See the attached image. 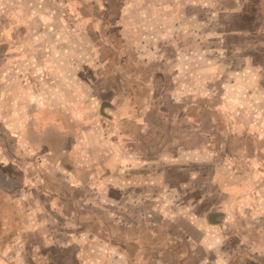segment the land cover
Wrapping results in <instances>:
<instances>
[{
  "label": "rangeland",
  "instance_id": "obj_1",
  "mask_svg": "<svg viewBox=\"0 0 264 264\" xmlns=\"http://www.w3.org/2000/svg\"><path fill=\"white\" fill-rule=\"evenodd\" d=\"M258 2L0 0V130L4 124L12 127V145L6 146L5 151L23 162L21 170L13 162L7 164L6 169L13 174L11 194L0 187V264H85L79 250H98L103 245L98 246L94 241L81 242V246L71 242L77 222L86 226L79 232L88 229L93 235L97 233L107 238L106 249L113 248L120 233L114 223L118 218L119 193L110 177L115 162L109 161L122 146L124 153H133L127 151L132 139L138 141L135 154L155 159L156 166L162 169L173 157L181 154L193 159L197 151L204 161L200 163L203 174L211 172L213 163L227 171L236 170V178L251 185L243 200L264 202V180L253 181L244 176L251 169L264 170V144L256 145L247 128L251 122L264 123V111L252 112L250 106L255 104L256 98H241L245 87L255 91L260 86L264 69L253 66L251 80L243 87L244 78L240 73L244 58L255 57L254 62L262 61L261 53L250 48L254 43L249 42V36L240 32L245 29L244 16L249 19L254 15L251 8L258 7ZM61 25L63 27L59 28ZM67 42L74 46L69 57L75 67L76 105L79 107L75 115L70 116L76 126L70 130V135L67 131L66 135L58 137L56 133L45 134L44 142L48 144L44 145L33 129L41 127V116L35 109L27 108L28 104L35 105L32 104L34 99L27 101L21 97V91L42 84L36 77L39 67L22 61L47 58L48 53L53 54V48L59 60L63 56L67 59L68 50L58 46ZM57 68L60 74L66 65ZM45 72L49 70L46 68ZM149 80L155 81L154 86L148 84ZM88 90L93 99L82 108L84 102L78 101L83 100L81 96ZM114 90L120 91L118 98L114 97ZM122 90L130 91V94L125 92L129 95L125 96L127 98L121 97ZM131 104L134 113L129 118H119ZM263 104L264 100L259 98L257 106ZM63 118L68 122L65 115ZM138 121L149 126L140 129ZM257 133L264 137V130ZM119 135L127 142L118 143ZM20 137L27 138L33 145H17L16 139ZM195 140L200 146H192ZM179 143L185 144L184 148L176 147ZM37 153L52 158L54 165L38 162ZM251 157L263 159L261 163H251ZM127 161L132 165V158ZM136 164L139 166L140 162ZM198 164L190 162L188 168L198 167ZM1 165L4 166L3 158ZM139 167L145 170L152 166ZM171 175V184L178 185L179 174L172 169ZM82 182L92 184L83 189L75 186ZM42 183L45 192L37 186ZM201 184L196 192L184 194L182 188L180 195L175 189L168 194L169 189L160 188L163 186L150 188V191L161 197L172 213L179 212V203L189 205L193 198L202 196L203 202L199 203L197 211L209 221V213H215L210 209L217 202L218 193L207 183L206 176ZM255 185L263 189L262 193L255 195ZM52 190L58 195L54 201L52 195L47 194ZM137 192L138 189L124 196L125 201L137 197ZM84 194L87 200L83 201L79 196ZM124 212L130 217L134 212V216L140 218L142 213L145 216L149 213L153 222L161 224L157 232L163 234L170 230L163 226L169 221L164 218V211L154 209L151 203L143 204L136 211L128 204ZM257 214L264 215V210H257ZM28 218H37V225H32ZM226 233L229 231L223 232ZM257 233L264 238V227L262 233ZM46 235L50 237L47 241ZM250 237L258 239L254 231ZM160 244L166 247L169 242ZM234 244L235 238L222 248L229 249ZM108 253L114 252L108 250ZM108 257L112 264L114 256L105 255L102 259V255L96 253L92 259L102 264L107 263ZM250 257L254 260L247 259L248 264H264V255L251 253Z\"/></svg>",
  "mask_w": 264,
  "mask_h": 264
},
{
  "label": "crops",
  "instance_id": "obj_2",
  "mask_svg": "<svg viewBox=\"0 0 264 264\" xmlns=\"http://www.w3.org/2000/svg\"><path fill=\"white\" fill-rule=\"evenodd\" d=\"M245 1L248 2V0ZM259 1L260 2L258 3L260 4L258 7L257 5H253L251 8V13H254V15L249 19L247 15L244 16L246 22L243 25V28L245 29L240 32L249 36V42L254 43V46H250V48H253L255 52L261 53L262 59H260L262 61L261 63L254 62L255 57L243 59L244 68L240 70V73L243 74L244 78V80H242V87L249 83L250 75L254 70L252 69L253 66L259 65L260 70L264 69V0ZM62 27V25L59 26V28ZM58 46H62L64 50H68V53H66L67 59L63 56L62 59L59 60L56 56V48H53V54L48 53L46 55L48 59L43 56L42 59H25L22 61L26 62L27 65L36 64V67H39L36 77L37 82H42V84L40 86L37 85L35 89L28 90L27 88L25 92L21 91V97L23 96L27 101L28 99H34V103L32 104L35 105L28 104L27 108L35 109L36 114L41 116V127L34 126L33 129L37 131L36 134L39 137L37 138L38 141L44 145L48 144V142H44L45 134L48 136L56 133L57 137L60 134L66 135V131L68 132L67 135L71 134L70 130L75 129L76 124L70 115H75L77 111L76 107H79L76 105L75 67L69 57L70 50L74 47L73 43H59ZM58 65H66L65 71H62L59 74V68H57ZM46 68L47 71L49 70L48 73L45 72ZM23 80L24 79H22L21 82ZM26 81L27 80H25V82ZM149 81H151V83H149ZM149 81V85H153V82H155L153 80ZM259 83L260 86L256 87L255 91L250 89L248 91L245 87L241 94V98H256L255 104L250 107L252 112L261 114L262 111H264V104L259 107L257 106V103H259V98L264 100V75L261 76ZM125 92L130 94V91L122 90L121 97L124 96V98H127L125 96H129ZM133 92L134 91L132 90L131 93ZM113 93L115 98H118L120 95V91L118 92V90H114ZM82 98L83 100H79L78 103L84 102L82 108H85L86 103L88 104V101L93 99L91 90H88L86 94L82 95L81 99ZM245 104L244 106L247 105ZM133 109L134 107L131 104L126 113L123 115L121 114L119 118H129L130 115L134 113ZM24 110L27 109L24 108ZM63 115L67 117L68 122L64 120ZM137 124L138 127L141 125L140 129H145L146 126H149L143 121H138ZM11 128V126L8 128L6 124H4L3 129L0 130V160L3 158L4 162V166H0V178L3 181V184L0 185V187L5 189V191L9 190L7 191L8 194H11L12 192L10 190V185H12L13 174L6 169L8 166L7 164L13 162L16 166H20V170L23 165V162L17 160L18 158L13 155V153H6L5 151L6 146L12 145L13 132ZM247 128L250 139L254 140L256 145L260 146V143L264 144V137L257 133L258 130L260 132L261 130H264V123L251 122ZM16 140L18 141L17 145L22 147L33 145L24 137H20ZM122 141L126 140L120 138L119 135L117 142L121 143ZM131 142L132 144L127 148V151L131 150L133 153H124V146H122L121 150L118 151L112 160L109 161L115 162V168L110 169L111 173H113L110 177L111 182H114L115 184L114 187L116 188L117 193H119V197L117 198V209H119V211L116 212L118 218L115 219L114 223H116V227H119L118 231H120V233L114 240L113 248L109 247L106 249L104 242L107 243V238L102 237L97 233L93 235L88 229L79 232L81 227L84 229L86 226H83L78 222L76 223L78 228L72 230L71 242H77L80 246L81 242L89 244L93 241L94 243H97L98 246L103 245L100 246L98 250H79V256H81V254L84 255L82 261L85 264L90 262L93 264H99L98 261L92 259L93 255L96 253L102 255V259H105V255L111 257L114 256L115 260L112 264H248L249 262H247V259L254 260L250 257L251 253L252 255L253 253H257L259 256L264 255V238H260L257 233L263 232L264 215L258 216L257 210H260V212L264 210V202H257L258 199L256 201L252 200V203L243 200V196L251 185H249L248 181L245 182L244 180H239V177L236 178V170L231 171L230 169L227 171L228 169H222L218 164L213 163L211 172L209 174H203V166L201 164H203L204 161L202 156H198L197 151H195L196 155H194L193 159H187L181 154L176 158L173 157L172 162L165 165L162 169L159 168V166H156L158 163H156L155 159H145L141 158L140 154H135V142L138 141L132 139ZM199 144L200 143L195 140L192 146H200ZM184 145L185 144L183 143H179L176 147L184 148ZM52 151H54V148ZM180 152H182V150ZM39 153L36 155V160L38 162H45L46 166L54 165V160L52 158L49 159L45 154L40 155ZM130 158H132V165L127 163V160ZM160 158L162 159L163 156ZM251 158H249V160H253L251 163H261V160L263 159V157ZM59 162L60 161L57 160V165L60 164ZM136 162H140L139 166L152 167L141 170ZM190 162L199 163L196 165L198 167L192 169L188 168ZM9 165H11V163ZM172 169H174L180 177L177 178L179 180L178 185L175 184L174 186L171 184ZM27 172L29 173L30 171ZM205 176L207 178V183L212 185L213 189L218 193V200L210 209L211 212L214 211L215 213L208 212L209 221L197 211V208L200 206L199 203L203 202L202 196L196 199L193 198V201L189 205L187 204L183 206L182 202L181 204L179 203V210H177L179 212L172 213L171 208L166 206V203L162 201L161 197L158 198L155 193L150 191V188L163 186L160 188L165 190L169 189V191H167L168 194H171L172 189L179 191V195L183 190L184 194L193 191L196 192L201 189L198 185H202V179ZM244 176L253 181H256L257 179L264 180V170H262V168L251 169V171ZM244 176L242 175L241 178H244ZM84 184L85 182H82V185L75 186L81 189L88 188L91 186L92 182L88 185ZM37 186L41 189V192H45L43 183ZM255 186L257 187V185ZM137 189V197H133L130 201H125L124 196H127L130 192H135ZM252 189L254 188L252 187ZM254 191L256 195V192L257 194H260V192L262 193L263 189L257 187ZM47 194L52 195L50 197L53 198V201L54 198L58 197L57 192H53V190L47 191ZM89 194L90 193H88V195ZM80 197L83 198V201L87 200L86 194L79 196V198ZM170 200L171 197L168 202H170ZM145 203H151L154 209L164 211V218H167L169 221L163 226L169 228L171 231L169 230L167 233L164 232L163 234L157 232L161 229V224L157 225L156 222H153L151 219L152 215L149 213L147 216L142 213L140 218L135 217L134 212L132 213V217L124 212L125 205L127 206L128 204H131L136 211V209H139ZM30 214L31 212H29V216ZM211 215L214 216L212 217ZM211 218H213V220H211ZM28 220L34 223L32 225H37V218L35 220L28 218ZM87 228H89L88 225ZM226 230H228L229 233H226L225 235L223 232ZM163 231H166V229ZM249 231H254L258 239L251 240V232ZM48 238L50 237L46 235L45 240L47 241ZM233 238H235L236 244L230 246L231 248L229 249L222 248L225 243ZM167 240L169 242L168 246L165 247L160 244ZM88 244H85V246ZM108 250H111L114 253H108ZM200 252L203 254H199ZM109 259L110 257H108L107 263H102V261H100V263L110 264Z\"/></svg>",
  "mask_w": 264,
  "mask_h": 264
}]
</instances>
